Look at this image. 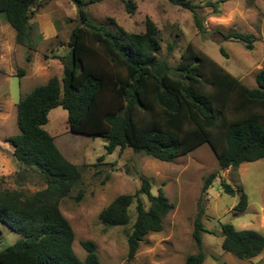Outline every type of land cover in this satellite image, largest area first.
<instances>
[{
    "label": "trees",
    "instance_id": "trees-1",
    "mask_svg": "<svg viewBox=\"0 0 264 264\" xmlns=\"http://www.w3.org/2000/svg\"><path fill=\"white\" fill-rule=\"evenodd\" d=\"M40 1L0 0V15L15 30L17 44L29 50L33 48L29 22ZM73 1L80 23L71 33L67 53L57 57L63 77L50 79L20 99V133L6 140L15 160L25 171L38 174L46 188L33 194L21 189L0 191V225L23 237L14 245H0V264H102L93 242L82 243L87 252L84 260L76 255L74 229L60 210L61 201L81 185L82 172L44 129L50 112L59 107L68 113L69 132L106 138L108 155L130 148L170 163L205 144L211 147L220 170L205 179L193 232L199 253L187 258V264H204L202 235L212 234L202 222L204 195L220 178V171L264 159V70L256 77L257 87H247L208 56L196 55L191 44L186 50L189 58L184 55L189 62L173 68L158 57L160 33L150 19L143 33H128L120 26L117 33L94 23L85 11L101 0ZM121 1L133 15V0ZM167 1L194 13L197 27L204 30L197 6L186 0ZM229 37L241 40L250 51L254 48L250 34ZM19 72L25 74L23 69ZM222 186L235 195L230 185L222 182ZM151 190V183L143 179L135 195L118 196L99 215L107 228L126 227L132 220L130 208L136 204L137 218L128 237L129 259L149 234L163 230L164 219L174 209L163 193L154 196ZM83 195L80 189L76 201ZM142 195L150 202L148 209ZM248 201L243 192L234 211L244 213ZM221 236L223 251L239 260H253L264 251V235L257 231L225 224ZM211 258L227 264L218 255Z\"/></svg>",
    "mask_w": 264,
    "mask_h": 264
},
{
    "label": "rangeland",
    "instance_id": "rangeland-1",
    "mask_svg": "<svg viewBox=\"0 0 264 264\" xmlns=\"http://www.w3.org/2000/svg\"><path fill=\"white\" fill-rule=\"evenodd\" d=\"M186 1L197 6L204 30L197 27L194 13L167 0H133L136 6L133 15L121 0H101L86 6L85 11L94 23L117 33V26L128 33H143L150 19L160 33L161 61L173 68L189 62L184 55L188 57L186 50L191 44L196 55L208 56L245 86L256 88V77L264 70V0ZM79 23L78 7L73 0H41L33 8L29 22V43L33 47L29 50L17 44L15 30L0 15V191L21 189L33 194L46 188L38 174L25 171L15 160L14 149L6 140L20 133L17 124L20 99L54 77L62 79L64 69L57 57L67 53L71 33ZM234 33L252 35L253 50H248L241 40L229 37ZM22 69L23 75L19 72ZM67 118L66 110L56 108L50 112L44 129L55 137L65 158L82 172L81 185L60 204L75 232L76 255L84 260L87 252L82 243L90 241L97 246L102 264H187L190 255L199 253L193 232L205 179L220 170L211 147L205 144L170 163L130 148L117 149L108 155L106 138L69 132ZM143 179L151 183L154 196L163 193L174 209L164 219L163 230L149 234L136 256L129 259L128 237L137 218L136 204L130 208L132 220L126 227L107 228L99 215L118 196L135 195ZM222 182L236 190L235 195L227 194ZM239 187L249 200L244 213L234 211L243 193ZM80 189L84 195L77 202ZM141 198L148 209V198L146 195ZM203 199L206 211L202 222L212 232L202 235L207 254L204 264H217L212 255L220 256L227 264H264V251L253 260H239L224 252L221 236L225 224L264 235V159L220 171V178ZM0 230L2 246L14 245L23 238L4 225H0Z\"/></svg>",
    "mask_w": 264,
    "mask_h": 264
}]
</instances>
